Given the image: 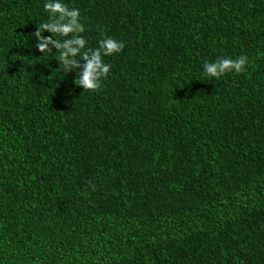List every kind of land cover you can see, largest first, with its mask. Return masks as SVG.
Returning <instances> with one entry per match:
<instances>
[{"label": "trees", "instance_id": "obj_1", "mask_svg": "<svg viewBox=\"0 0 264 264\" xmlns=\"http://www.w3.org/2000/svg\"><path fill=\"white\" fill-rule=\"evenodd\" d=\"M45 2L0 0V264H264V0H63L96 90Z\"/></svg>", "mask_w": 264, "mask_h": 264}, {"label": "clouds", "instance_id": "obj_2", "mask_svg": "<svg viewBox=\"0 0 264 264\" xmlns=\"http://www.w3.org/2000/svg\"><path fill=\"white\" fill-rule=\"evenodd\" d=\"M44 9L49 14V20L38 24L37 47L42 52H46L49 43L56 45L59 53L58 59L63 62V67L65 69L73 67L77 69L76 83L83 86L84 90L98 89L101 79L106 78L111 70V66L104 62L103 57L120 52L123 43L113 38H107L99 41V47L86 49V40L79 35L85 31L83 23L80 22L79 9L69 8L63 0H46ZM42 30L68 38L61 43L54 36L43 37L41 35ZM69 34L72 35L69 36ZM82 49L86 50L82 51ZM77 57L85 61L83 71H80V63ZM247 63L248 60L245 56H239L236 59L222 58L214 62H205L203 70L209 77H220L229 71L241 72Z\"/></svg>", "mask_w": 264, "mask_h": 264}]
</instances>
